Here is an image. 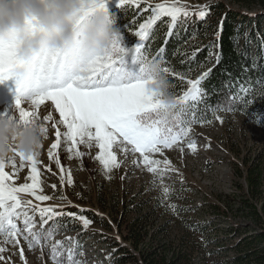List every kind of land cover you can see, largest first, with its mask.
Masks as SVG:
<instances>
[{
    "label": "rangeland",
    "instance_id": "obj_1",
    "mask_svg": "<svg viewBox=\"0 0 264 264\" xmlns=\"http://www.w3.org/2000/svg\"><path fill=\"white\" fill-rule=\"evenodd\" d=\"M129 1H138L143 4L139 12L145 11L146 17L139 25L148 21L153 15L152 8L157 3L166 2V0ZM214 1L218 0H179L177 6L184 5L189 12L188 18H192L201 8H206L211 13L208 6ZM220 1L227 7H234L242 11L253 12L258 8L255 6L247 8L230 0ZM111 4H117V0H106V7ZM166 6H171V0H168ZM182 16L183 14L180 17ZM139 25L136 33L140 31ZM121 37L123 38L122 34ZM123 42L130 48H133L136 43H140L136 42L130 45L124 38ZM166 91L168 93L167 89ZM13 104L11 98L1 101L0 112L7 109L11 114ZM43 104L50 107L45 109L40 106L33 109L27 103L22 106L27 111L35 110L36 118L40 119L47 128L44 147L40 155L35 157L34 166L37 169L38 185L35 191L37 195H47L52 199L37 201L35 196L30 193H19L18 195L25 200H31L33 205L38 204L41 207L55 205L57 206L56 211L74 212L77 217L82 215L90 221V224L85 228L78 219L61 217L54 222L50 221L44 229H41L40 217L37 213L33 217L35 221L33 231L40 233V236L37 237L39 242L30 249L22 237H18L20 244L16 246L3 244V237H0V246L6 249L0 253V256L4 257L3 260H0V264H57V261H60V264H67L70 255L78 264H129V261L122 263L117 259L122 255V250L135 251L130 240L124 237L123 230L127 223L137 221L138 216L148 213L147 201L150 187L153 185L151 183L152 174L147 172L142 164L134 166L133 162L139 154L125 157L124 153L116 146L113 147V151L121 163L119 167L112 169L107 174L99 161L95 159L99 152L95 143L91 148L78 144L69 151L71 141H66L61 135L58 147L51 149V144L57 141L55 135L57 129L62 134L66 128L63 124L57 123L59 113L55 111V105L48 100ZM262 104L264 105V103ZM4 106L6 107L3 108ZM13 113L19 116L18 112L14 111ZM47 115H51L52 119L45 121L44 116ZM174 115L176 116L173 121L174 125L184 127L187 130V135L178 146L166 149L163 156L154 154L153 158L155 159L167 158L171 162V168L175 169V171L165 172L162 181L157 179L156 185L165 186L167 182H173L175 186L181 184V188H188L189 192L184 195L185 199H180V203L191 207L192 210L188 213L191 219L212 220L210 229L213 230V234H219L218 229L230 223L244 224L245 220L233 209L232 194L238 189H234L232 185L235 182L244 184L239 173L245 170L243 162L249 161L264 146L263 130L257 128L248 115L224 110L217 111L214 120L210 124L202 126L184 123L178 112H175ZM54 124L55 127H53ZM174 130H178V128ZM189 142H192L195 148L190 149ZM50 150L53 153L51 157L49 156ZM77 150L83 155L76 157ZM15 165L16 167L13 169L12 165L6 164L5 171L11 177V180L6 183L16 187L26 183L31 184L32 163L25 159L23 167H21L20 157L17 156ZM161 167L163 166L161 165ZM69 174L71 184L68 183ZM62 176L63 181L61 180ZM61 197L65 199H61ZM222 199L229 201L230 205L227 209L222 204ZM207 202L217 204L219 210H211ZM160 214H162L161 211H155L146 218V223L139 225H142L151 234L158 229L165 217ZM29 215L32 213L30 212ZM77 224L76 229L73 226ZM18 226L23 227L22 220L18 222ZM175 230V227L172 228L170 234L174 235ZM41 236L46 239H41ZM71 236H74L75 239L69 243ZM56 241H60L61 244L57 246L58 255L54 259L53 245ZM21 251H23V259H21Z\"/></svg>",
    "mask_w": 264,
    "mask_h": 264
},
{
    "label": "snow or ice",
    "instance_id": "obj_2",
    "mask_svg": "<svg viewBox=\"0 0 264 264\" xmlns=\"http://www.w3.org/2000/svg\"><path fill=\"white\" fill-rule=\"evenodd\" d=\"M165 3H157L152 8L153 15L139 25L140 31L136 35L144 41L149 29L161 17H170L169 35L178 24L179 17L187 18L189 12L179 0H171V6ZM129 3V0H117V8ZM81 8L83 15L95 11L97 8L107 10L106 0H84ZM207 12L201 8L197 17L203 20ZM17 41L10 38L7 41H0V83L11 79L15 85V95L12 113L18 112L22 121L28 122L36 118L35 110L27 111L23 104H30L33 109L43 106L44 101H51L55 105V111L59 113V121L66 128L62 134L57 129L55 135L57 141L51 144V149H56L60 137L71 141V147L78 144L86 145L88 148L95 146L99 149L95 159L102 165L106 174L112 169L120 166L121 161L113 151L116 146L127 157L128 155L139 154L133 162L134 166L143 165L153 176L151 183L156 186L157 179L162 181L163 174L167 171H175L171 168V162L164 158L155 159L154 154L163 153L166 149L178 146L186 137L187 130L179 125H174V115L177 106L181 112L185 110L187 102H197L205 93L202 92L201 84L211 72V69L203 72L195 80L188 79V89L180 97H172L166 91L167 80L164 74L171 72L173 76L185 79L183 74L176 73L169 67H161L156 57L148 59L142 54V44L136 43L133 48L126 46L120 36L113 42L111 48L103 53L87 59L80 69L79 74L72 75L64 70L59 54L54 50L45 52L42 56L32 62V74L24 79L17 78L13 69L20 62L16 56L15 48ZM164 48H161L158 56L163 59ZM166 63V61H164ZM11 113V114H12ZM5 109L0 116L10 115ZM219 119V117H217ZM51 115L44 116V120H51ZM264 120V110L259 113L258 122ZM55 127V124L53 125ZM178 128V130H174ZM45 133L47 128L42 129ZM190 149L195 148L192 142L188 143ZM49 151V156H52ZM83 155L79 150L75 152L76 157ZM21 167L24 160L32 163L31 184H22L16 187L10 183L8 172L5 171L6 164L0 163V237H3V244H20V239L28 244L31 249L40 233L33 231L35 228L34 215L39 214L40 227L44 229L50 221L64 217L78 219L82 226L87 228L90 221L84 216L77 217L74 212L56 211L55 205L41 207L33 205L31 200L21 198L19 193H30L37 201L52 199L47 195L36 194L37 169L34 166L35 157L19 155ZM7 164L15 169V158L10 159ZM59 166V160L57 159ZM161 165L163 167H161ZM110 178V176H109ZM63 181V176L61 177ZM68 183L71 184V176H68ZM55 187V185H53ZM162 198L167 199L170 195V188L163 186ZM61 199H65L61 197ZM167 208L178 211L175 205L166 204ZM32 215H29V213ZM23 227L18 226L21 222ZM41 239L46 237L41 236ZM61 244L56 241L53 245V258L58 255L57 246ZM78 247V245H77ZM6 249L0 246V253ZM23 259V251H21ZM4 257L0 256V260ZM60 264V261H57ZM67 264H78L69 256Z\"/></svg>",
    "mask_w": 264,
    "mask_h": 264
},
{
    "label": "trees",
    "instance_id": "obj_3",
    "mask_svg": "<svg viewBox=\"0 0 264 264\" xmlns=\"http://www.w3.org/2000/svg\"><path fill=\"white\" fill-rule=\"evenodd\" d=\"M230 1L258 8L248 12L214 1L208 6L211 13L203 8L208 13L203 20L197 14L192 18L179 17L171 35L168 27L171 19L161 17L149 29L144 41L136 35L139 23L146 17L145 11L139 12L143 4L129 1L120 8L116 4L108 5L107 10L116 15L124 40L130 45L140 42L145 57H156L161 67L185 76L181 80L171 72L164 74L170 96H182L189 87L188 79L195 80L211 69L201 84L205 95L197 102H187L183 112L177 106L175 112L184 123L207 125L217 111L224 110L248 115L264 133V120L258 122L259 113L264 110V0ZM161 48L165 49L163 59L157 55ZM243 163L245 170L239 175L244 184L232 185L238 190L233 192L231 200L244 224L230 223L218 229L219 234H213L212 220L191 219L188 216L191 207L180 203L188 188L167 182L165 186L171 192L163 199L161 186L152 185L148 213L127 223L123 230L135 251L122 250L117 259L129 264H264V146ZM166 204L175 205L178 211L167 208ZM207 204L211 210H219L217 204ZM222 204L225 209L230 205L225 199ZM158 210L165 217L158 229L149 234L139 224L146 223V218ZM73 227L77 229L78 224ZM174 227L176 230L171 235ZM74 239L71 236L69 243Z\"/></svg>",
    "mask_w": 264,
    "mask_h": 264
},
{
    "label": "clouds",
    "instance_id": "obj_4",
    "mask_svg": "<svg viewBox=\"0 0 264 264\" xmlns=\"http://www.w3.org/2000/svg\"><path fill=\"white\" fill-rule=\"evenodd\" d=\"M83 6L84 0H0V41H17V78L29 77L32 62L49 50L76 75L87 59L112 47L121 35L116 15L100 8L83 15ZM44 127L38 118L0 116V163L20 154L39 156L47 139Z\"/></svg>",
    "mask_w": 264,
    "mask_h": 264
},
{
    "label": "bare ground",
    "instance_id": "obj_5",
    "mask_svg": "<svg viewBox=\"0 0 264 264\" xmlns=\"http://www.w3.org/2000/svg\"><path fill=\"white\" fill-rule=\"evenodd\" d=\"M13 85L14 82L11 79L0 84V102L10 98L11 102H14L15 85ZM5 107L6 106H4L3 108Z\"/></svg>",
    "mask_w": 264,
    "mask_h": 264
}]
</instances>
